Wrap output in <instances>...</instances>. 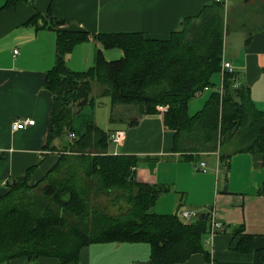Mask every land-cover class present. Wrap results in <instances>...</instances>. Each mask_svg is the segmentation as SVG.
<instances>
[{"label":"trees","instance_id":"obj_1","mask_svg":"<svg viewBox=\"0 0 264 264\" xmlns=\"http://www.w3.org/2000/svg\"><path fill=\"white\" fill-rule=\"evenodd\" d=\"M222 6L202 11L164 42L141 34L56 31L54 66L44 84L53 101L48 144L74 134V117L96 103V84L98 98H108L112 110L124 108L120 116L133 114L138 120L166 107L164 128L175 132L176 140L186 139L188 149H232L221 151L220 159L249 153L264 166V111L255 110L248 91L236 87L235 74L224 76L222 93L212 91L200 112L187 113L196 94L214 88L211 79L220 72L228 31ZM50 23L48 29L62 24ZM90 39L102 50H120L122 57L106 61L97 49L91 68L70 71L66 55ZM110 135L89 123L35 185L29 184L28 172L9 186L0 197V264L41 257L76 264L82 248L103 243H146L149 264H183L195 254L208 258V215L186 222L177 214L153 213L165 190L135 180L136 157L108 154ZM238 249L250 252L251 237L242 235Z\"/></svg>","mask_w":264,"mask_h":264},{"label":"crops","instance_id":"obj_2","mask_svg":"<svg viewBox=\"0 0 264 264\" xmlns=\"http://www.w3.org/2000/svg\"><path fill=\"white\" fill-rule=\"evenodd\" d=\"M0 0V197L9 186L31 172L35 185L56 164L60 151L73 139L47 142L53 106L52 95L44 88L47 73L55 61L56 31H81L96 34H141L148 40L168 41L184 23L202 11L215 7V0ZM224 34L222 59L235 70V85L248 91L255 110L264 111V0H222ZM248 7H252V14ZM247 13V15H246ZM50 19L61 21L48 29ZM231 30V32H230ZM97 49L106 61L122 57L120 50H102L90 39L73 48L65 57L72 72L93 66ZM16 52V54H14ZM220 72L213 76L214 88L196 94L188 104V116L200 112L212 91L221 87ZM97 105L103 107L99 116ZM119 116L124 108L112 110L110 100L85 107L73 119L74 139L82 136L89 123L108 134L121 131L120 146L110 143L107 153L138 159L135 180L165 190L152 212L181 216L187 212L205 217L214 213L221 225L204 242L208 258L193 255L183 264H259L264 255V166L249 153H238L226 160L220 152L232 149H188L186 139L176 140L175 132L163 126L162 114L140 117ZM87 112V113H86ZM80 122L79 118H83ZM33 120L34 125L12 131L11 125ZM79 121L78 125L77 122ZM110 137V136H109ZM70 139V140H68ZM200 164L204 165V171ZM242 235L251 237L252 250L238 249ZM150 246L146 243L91 244L79 252L76 264H149ZM8 264H61L41 257L34 261L16 258Z\"/></svg>","mask_w":264,"mask_h":264},{"label":"built area","instance_id":"obj_3","mask_svg":"<svg viewBox=\"0 0 264 264\" xmlns=\"http://www.w3.org/2000/svg\"><path fill=\"white\" fill-rule=\"evenodd\" d=\"M26 1L33 2L34 0H26ZM215 1L217 3L222 2V0H215ZM14 54H16V52H14ZM220 74H221V79H222L221 84H222L224 76L235 74V70L229 62L222 59L221 66H220ZM205 90H207V89H205ZM217 92H219L220 94L222 93V85L218 89ZM166 109H167L166 107H159L158 111H159V113L163 114L166 112ZM33 125H34L33 120H22V121L14 122L11 125V129H12V131L15 132V131H20V130L26 129L27 127H32ZM70 139H74L73 134L70 135ZM124 139H125V134H124V132H121V131H116V132L112 133L109 137L110 143L114 144L115 146L122 145ZM200 168L202 171H204V169H203L204 165L203 164H200ZM181 217L183 220L188 222L190 220L191 216L187 212H183ZM219 230H221V225L215 221L214 213L212 212L209 214V235H208V237H211L212 235H214L216 233V231H219Z\"/></svg>","mask_w":264,"mask_h":264},{"label":"rangeland","instance_id":"obj_4","mask_svg":"<svg viewBox=\"0 0 264 264\" xmlns=\"http://www.w3.org/2000/svg\"><path fill=\"white\" fill-rule=\"evenodd\" d=\"M247 10H249L248 11V13L250 12V14H252V11H253V9H252V7H248V9ZM246 15H247V13H246ZM230 32H231V30H230ZM98 87H97V85L96 84H94L93 85V93H94V95H95V99H96V103L98 104V103H102L103 101H104V99L105 98H98L97 96V93H98ZM97 107V109L95 110L96 111V113L98 114V116H99V113H102V111H103V107H99V105H97L96 106ZM119 112V110H116V112L115 113H118ZM87 113V112H86ZM119 114V113H118ZM86 115V114H85ZM84 114H83V118H79L80 120V122L82 121V119H85V116ZM79 121L77 122V124L76 125H78V123H79ZM95 124H97V125H103V119H102V117L101 116H99V118L98 117H96V119H93L92 120ZM116 132V131H115ZM68 140H70V139H68ZM193 219V218H192Z\"/></svg>","mask_w":264,"mask_h":264},{"label":"water","instance_id":"obj_5","mask_svg":"<svg viewBox=\"0 0 264 264\" xmlns=\"http://www.w3.org/2000/svg\"><path fill=\"white\" fill-rule=\"evenodd\" d=\"M133 179V177H131V180ZM205 217L204 213H197L194 215V218L196 219H203Z\"/></svg>","mask_w":264,"mask_h":264}]
</instances>
